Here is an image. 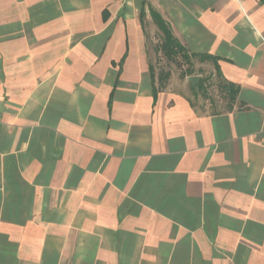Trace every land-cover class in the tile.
Here are the masks:
<instances>
[{"label": "crops", "instance_id": "obj_1", "mask_svg": "<svg viewBox=\"0 0 264 264\" xmlns=\"http://www.w3.org/2000/svg\"><path fill=\"white\" fill-rule=\"evenodd\" d=\"M0 264H264V0H0Z\"/></svg>", "mask_w": 264, "mask_h": 264}, {"label": "rangeland", "instance_id": "obj_2", "mask_svg": "<svg viewBox=\"0 0 264 264\" xmlns=\"http://www.w3.org/2000/svg\"><path fill=\"white\" fill-rule=\"evenodd\" d=\"M158 38H156V39H158ZM161 39H163L162 36H161ZM155 64L158 67V69L160 71H162L163 74L166 71L172 73V76L175 77V79L177 81H180V80L185 81L186 75H188V76L191 74L201 75L206 82V85H207L206 89H207L208 95L204 96V94L202 93L200 88H197L195 93L188 89L189 97H191V99H193V102L198 107H204L208 103V101H211V100L215 101L213 108L225 109V107L227 106L226 103L221 100L220 94L217 91L218 89L215 87L217 85V82H215L214 78H212L210 76L209 70L201 69V67H199L197 65L195 66L194 63L188 62V60H185L184 58L182 59V56H179V58L174 60V61L173 60L169 61L166 58L163 59V56H161V57L159 56L158 60ZM165 81H167V80H165ZM198 85L199 84H197L196 87H198ZM199 95H201L202 98Z\"/></svg>", "mask_w": 264, "mask_h": 264}, {"label": "trees", "instance_id": "obj_3", "mask_svg": "<svg viewBox=\"0 0 264 264\" xmlns=\"http://www.w3.org/2000/svg\"><path fill=\"white\" fill-rule=\"evenodd\" d=\"M154 18L163 33V42L161 50L168 58H174L182 56L185 60L190 62V57L185 58L184 47L180 44L179 41L174 37L172 31L169 29L167 24L162 20L157 14H154ZM203 85V81H201L198 85L200 88ZM237 95V91H233L230 93V100H234Z\"/></svg>", "mask_w": 264, "mask_h": 264}, {"label": "water", "instance_id": "obj_4", "mask_svg": "<svg viewBox=\"0 0 264 264\" xmlns=\"http://www.w3.org/2000/svg\"><path fill=\"white\" fill-rule=\"evenodd\" d=\"M189 81L193 86H196L200 81V77L199 76L190 77Z\"/></svg>", "mask_w": 264, "mask_h": 264}]
</instances>
